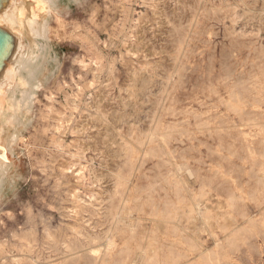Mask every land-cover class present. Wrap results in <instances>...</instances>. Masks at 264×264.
Listing matches in <instances>:
<instances>
[{
    "label": "rangeland",
    "instance_id": "rangeland-1",
    "mask_svg": "<svg viewBox=\"0 0 264 264\" xmlns=\"http://www.w3.org/2000/svg\"><path fill=\"white\" fill-rule=\"evenodd\" d=\"M30 12L0 264H264V0Z\"/></svg>",
    "mask_w": 264,
    "mask_h": 264
},
{
    "label": "bare ground",
    "instance_id": "bare-ground-1",
    "mask_svg": "<svg viewBox=\"0 0 264 264\" xmlns=\"http://www.w3.org/2000/svg\"><path fill=\"white\" fill-rule=\"evenodd\" d=\"M29 1L42 6L46 3V0H0V32L7 31L15 40L14 48L10 49L5 57L0 56V137L5 131L4 127L11 125L17 117L19 107L28 95L22 89L29 84L28 80L33 74L30 63L24 61L21 63V58H18L23 53V30L35 36L34 26L37 24L35 14L30 12L26 15L25 13V4ZM20 63L21 70L17 72V66ZM9 82L16 85V89L6 97L2 91V84ZM18 92H21L20 98H17ZM0 147H3V143L2 145L0 143ZM0 158L1 169L7 164L8 158L4 152L1 153Z\"/></svg>",
    "mask_w": 264,
    "mask_h": 264
},
{
    "label": "water",
    "instance_id": "water-1",
    "mask_svg": "<svg viewBox=\"0 0 264 264\" xmlns=\"http://www.w3.org/2000/svg\"><path fill=\"white\" fill-rule=\"evenodd\" d=\"M13 41V43L11 42ZM15 40L7 31L0 32V56H6L10 49L14 48Z\"/></svg>",
    "mask_w": 264,
    "mask_h": 264
}]
</instances>
